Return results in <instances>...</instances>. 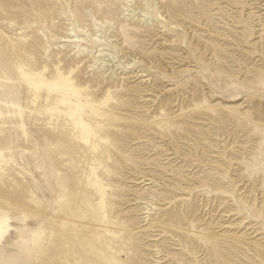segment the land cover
Listing matches in <instances>:
<instances>
[{"label":"rangeland","instance_id":"rangeland-1","mask_svg":"<svg viewBox=\"0 0 264 264\" xmlns=\"http://www.w3.org/2000/svg\"><path fill=\"white\" fill-rule=\"evenodd\" d=\"M0 264H264V0H0Z\"/></svg>","mask_w":264,"mask_h":264},{"label":"bare ground","instance_id":"bare-ground-1","mask_svg":"<svg viewBox=\"0 0 264 264\" xmlns=\"http://www.w3.org/2000/svg\"><path fill=\"white\" fill-rule=\"evenodd\" d=\"M61 67H62L61 65L57 66L56 68L57 75L55 78H49L46 76L45 73H38L36 77L33 78L24 73L25 79L27 80L28 84L32 88H34L36 92L43 93L47 91L50 98L52 97L53 94H62V91H67L70 92L71 94L80 95V90L74 85L73 71L71 74H66L62 71ZM108 100L109 98L106 99L104 102L106 103ZM76 105H77V111L74 112L71 111V115H70L71 117L78 116L77 112H79L80 107L82 108L81 104L77 103ZM79 124H81L85 132L89 133L90 131L89 125H87L83 121H80Z\"/></svg>","mask_w":264,"mask_h":264}]
</instances>
